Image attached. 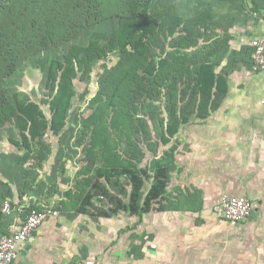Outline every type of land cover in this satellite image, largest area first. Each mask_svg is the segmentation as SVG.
<instances>
[{
	"label": "rangeland",
	"instance_id": "1",
	"mask_svg": "<svg viewBox=\"0 0 264 264\" xmlns=\"http://www.w3.org/2000/svg\"><path fill=\"white\" fill-rule=\"evenodd\" d=\"M10 1L0 0V8ZM233 1L154 0L140 51L129 47L130 52L122 55L121 40L126 35L134 38L136 27L131 23L121 27L118 16H109L67 41L46 40L37 51L18 54L14 71L1 75L5 97L21 105L24 116L0 120V150H9L14 157L17 174L35 173L27 185L41 180L49 196L65 188L60 192L63 199L53 206L58 216L79 214L92 222L89 232L81 229V236H95L91 240L97 241V250L87 240L82 255L67 256V263H109V248L119 244V225L126 223L131 229L140 220L123 209L113 221L98 215L113 206L110 198L122 204L130 200V180L119 169L145 168L152 176L159 162L168 167L166 192L153 205L158 209L154 211L173 210V156L178 148L173 137L188 119L209 113L215 88L226 83L239 56L230 48V30L257 9L255 0ZM30 2L35 6L31 12L46 19L49 14H43L39 0ZM223 14L234 24L228 21L225 35L217 40L218 29L225 31L217 20ZM6 27L16 35L22 28ZM180 41L185 48L177 47ZM75 45L81 48L72 67L77 74H70L71 70L65 72L66 57ZM0 51L5 58L7 53ZM64 76L66 82L60 83ZM212 100L213 106L217 99ZM43 172L49 173L50 181ZM150 182L144 185L140 203Z\"/></svg>",
	"mask_w": 264,
	"mask_h": 264
},
{
	"label": "crops",
	"instance_id": "2",
	"mask_svg": "<svg viewBox=\"0 0 264 264\" xmlns=\"http://www.w3.org/2000/svg\"><path fill=\"white\" fill-rule=\"evenodd\" d=\"M255 1L257 9L237 25L224 14L217 18L223 28L228 21L235 25L232 39L226 36L239 56L226 83L215 88L211 97L217 102L212 106L211 99L209 113L188 119L173 137L178 147L173 210L150 211L131 229L119 225V244L109 248L112 257L105 264H264V72L251 61V41L264 33V0ZM218 32L217 40L226 28ZM13 159L9 150H0V236L17 230L31 208H54L65 192L63 187L51 197L41 180L27 185L35 173L17 174ZM225 194L248 196L252 215L230 224L218 209ZM6 201L9 212L3 210ZM84 219L70 213L51 216L19 245L13 264H70L67 256L82 255L87 240L96 251L95 236H81V229L89 232L92 225Z\"/></svg>",
	"mask_w": 264,
	"mask_h": 264
},
{
	"label": "trees",
	"instance_id": "3",
	"mask_svg": "<svg viewBox=\"0 0 264 264\" xmlns=\"http://www.w3.org/2000/svg\"><path fill=\"white\" fill-rule=\"evenodd\" d=\"M153 1L56 0L54 3V0H39L42 4L43 14H49L46 19H42L31 12L33 8L35 10V6H31L30 0H11L0 8V50L7 53L5 58L0 57V82H2L1 75L14 71L18 54L25 55L37 51L39 47L46 45V40L53 41L54 44L67 41L86 26L107 19L109 16H118L121 20V27H124L126 23H131L136 27L134 38L131 35H126L121 40L122 45L119 50L122 55L125 56L130 52L129 47L140 51L145 39L144 36L148 34L151 25L149 13ZM177 20L179 22L181 18L177 17ZM10 23L19 24L22 27L19 34L8 32L7 24L9 26L13 25ZM11 36H14V39ZM177 47L185 48L182 41L179 42ZM93 48L99 50L101 54L104 53L96 45H93ZM80 50L81 48L76 45L70 48L66 57L65 72L71 70L70 74L76 73L72 67L79 60ZM0 55H2L1 51ZM52 77L56 79L55 73L52 74ZM65 78L66 76L61 78L60 83L66 82ZM22 116H24L22 106L15 105L7 100L0 83V120L6 118L21 119ZM118 172L126 175L130 180V200L128 203L122 204L117 199L110 198V201L114 203L113 206L106 211L98 212L99 216L111 217L123 209L131 215H137L141 218L150 211L158 210L153 203L166 192L169 179L168 167L159 162L152 176L145 168L138 172L129 167H123ZM149 180H151L150 187L144 195L143 202L140 203L141 192L145 183Z\"/></svg>",
	"mask_w": 264,
	"mask_h": 264
},
{
	"label": "built area",
	"instance_id": "4",
	"mask_svg": "<svg viewBox=\"0 0 264 264\" xmlns=\"http://www.w3.org/2000/svg\"><path fill=\"white\" fill-rule=\"evenodd\" d=\"M251 46L253 66L255 70L264 72V33L253 38ZM262 102L264 103V100ZM10 207V202H4V212H9ZM218 209L219 213L234 225L247 220L252 215L254 204L248 196L225 194ZM58 214V210L54 208H31L17 230L0 236V264H13L19 255V245L25 242L51 216Z\"/></svg>",
	"mask_w": 264,
	"mask_h": 264
}]
</instances>
